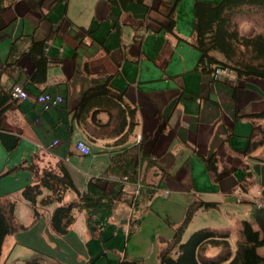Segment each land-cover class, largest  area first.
<instances>
[{"label":"crops","instance_id":"0c3cea01","mask_svg":"<svg viewBox=\"0 0 264 264\" xmlns=\"http://www.w3.org/2000/svg\"><path fill=\"white\" fill-rule=\"evenodd\" d=\"M196 1L220 0H0V82L10 94L28 93L13 100L0 129V202L16 204L20 228L6 238L1 264L12 254L23 264L38 254L49 264H159L192 202L224 208L251 202L256 190L263 196V121L254 115L264 111V80L214 81L203 72ZM105 84L135 108L132 130L108 126L106 104L95 108L99 123L74 117L84 95ZM42 93L64 103L43 111ZM81 141L90 155L77 149ZM213 155L216 179L205 163ZM43 162L63 166L81 193L91 195L93 183L105 204L76 210L66 235L51 229L58 204L35 217L22 197L35 182L30 167ZM75 200L68 191L62 204ZM113 244L127 251L111 253Z\"/></svg>","mask_w":264,"mask_h":264},{"label":"trees","instance_id":"16d2710c","mask_svg":"<svg viewBox=\"0 0 264 264\" xmlns=\"http://www.w3.org/2000/svg\"><path fill=\"white\" fill-rule=\"evenodd\" d=\"M252 10L264 12V0L195 2L194 44L201 54L200 66L203 72L211 74L213 69L224 67L235 71L239 80L251 77L264 80V33L252 31L249 34H243L239 23L235 21L237 14ZM173 26L174 20H171L170 29ZM38 62L41 72L45 71L44 58ZM13 100L11 94L0 82V129L3 116ZM104 104L107 107H104ZM101 106L104 107L103 112L109 115L107 125L117 123L119 132H123L127 127L130 131L137 125L135 108L126 102L124 94L113 91L108 84L87 92L75 110L74 117L80 120L82 115L87 114L91 116L93 122L99 123L97 114L100 111L95 108ZM90 111L91 115H89ZM113 111H116V115ZM254 117L264 121V111ZM262 132L264 134V129ZM263 140L259 141L258 145H261ZM205 163L216 179V157L213 155ZM30 170L35 182L25 187L22 197L33 207L35 217L39 215V207L58 204L50 219L51 229L58 235L69 233L75 221L76 210L97 209L105 205L92 196L97 192V187L93 183L89 185L91 195L81 193L67 170L61 165L57 168L48 167L41 170L39 165L33 164ZM68 191H74L77 194V200L62 204ZM217 207L216 202L202 200L192 202L184 221L175 229L173 238L166 242L165 247L160 251L159 264H264V234L251 221H242L239 238L234 248L229 232L221 233L212 228L197 230L186 240L184 239L190 223L200 209L208 211ZM15 209L14 202L5 204L0 202V264L6 238L20 229L15 219ZM211 249H217L218 252L210 255ZM24 264H49V261L45 255L38 254L26 260ZM119 264H141V261L123 258Z\"/></svg>","mask_w":264,"mask_h":264},{"label":"rangeland","instance_id":"374dc122","mask_svg":"<svg viewBox=\"0 0 264 264\" xmlns=\"http://www.w3.org/2000/svg\"><path fill=\"white\" fill-rule=\"evenodd\" d=\"M257 10V9H256ZM252 10L250 12H242L241 14H237L235 17V21H237L240 25L241 32L243 34H249L252 31L254 32H262L264 33V12L261 10ZM263 129H264V121H263ZM263 132L261 138L257 140V142L262 141L264 139ZM264 149V140L261 143V146ZM264 158V153L262 154ZM47 164L43 162L40 165V169L48 168ZM249 186V184H248ZM249 201H253V209L255 212L251 214L252 203L244 201V203H237L235 200L232 202L227 201V205H224V208L219 207L215 209H211L209 211H200L194 217L191 225L187 229L184 239L186 240L193 232L203 229V228H212L217 231L229 232L231 237L230 241L232 243L233 248L236 246V241L239 238V230L241 227V223L244 220L250 221V216L253 218L254 226L260 230L264 234V193L263 196L255 191L254 196L249 197ZM229 203V204H228ZM252 222V221H251ZM144 252L149 254V246L145 245ZM125 248V249H124ZM109 251L112 253L116 251L120 252L123 255V251H127V244H121L120 248L115 247L114 244L108 247ZM131 244L128 245V253H130ZM21 251V250H19ZM218 252L217 249H211L209 251L210 255H215ZM19 253V252H18ZM8 264H23L21 261H15V255L12 254Z\"/></svg>","mask_w":264,"mask_h":264},{"label":"built area","instance_id":"2783aa9c","mask_svg":"<svg viewBox=\"0 0 264 264\" xmlns=\"http://www.w3.org/2000/svg\"><path fill=\"white\" fill-rule=\"evenodd\" d=\"M214 81H235L237 79V74L235 71L224 68L217 67L210 74ZM13 99L26 100L28 97L27 91L21 87H15L11 93ZM37 103L41 106L43 111H50L60 107L64 103V98L61 95H52L50 93H42L36 98ZM58 142H54L52 147L57 146ZM77 149L84 155H90L92 153L91 147L84 142H79L77 144Z\"/></svg>","mask_w":264,"mask_h":264},{"label":"bare ground","instance_id":"6f19581e","mask_svg":"<svg viewBox=\"0 0 264 264\" xmlns=\"http://www.w3.org/2000/svg\"><path fill=\"white\" fill-rule=\"evenodd\" d=\"M252 7V6H251ZM256 8V7H255ZM233 9H235V8H233ZM241 9V8H240ZM227 12H229V11H227ZM237 25V24H236ZM214 70V69H213ZM238 77V76H237ZM239 81V80H238ZM237 83V82H236ZM253 151V150H252ZM204 158V157H203ZM140 171V170H139ZM146 186V185H145ZM159 188V187H158ZM152 191V190H151ZM156 196V195H155ZM137 202H138V200H137ZM139 204V203H138ZM191 205V204H190ZM203 211V210H202ZM140 216V215H139ZM132 218V217H131ZM135 218V217H134ZM137 219V218H136ZM140 221V220H139ZM245 221V220H244ZM191 224V223H190ZM172 225V224H171ZM133 233V232H132ZM116 241V240H115ZM168 242V241H167ZM115 246V245H114ZM118 246H119V244H118ZM119 248V247H118ZM116 251V250H115ZM144 262V261H143Z\"/></svg>","mask_w":264,"mask_h":264}]
</instances>
